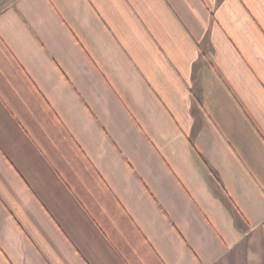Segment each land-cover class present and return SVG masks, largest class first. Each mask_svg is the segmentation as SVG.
Masks as SVG:
<instances>
[{
  "label": "crops",
  "instance_id": "0c3cea01",
  "mask_svg": "<svg viewBox=\"0 0 264 264\" xmlns=\"http://www.w3.org/2000/svg\"><path fill=\"white\" fill-rule=\"evenodd\" d=\"M0 264H264V0L2 7Z\"/></svg>",
  "mask_w": 264,
  "mask_h": 264
},
{
  "label": "rangeland",
  "instance_id": "374dc122",
  "mask_svg": "<svg viewBox=\"0 0 264 264\" xmlns=\"http://www.w3.org/2000/svg\"><path fill=\"white\" fill-rule=\"evenodd\" d=\"M11 2H13V0H0V9Z\"/></svg>",
  "mask_w": 264,
  "mask_h": 264
}]
</instances>
